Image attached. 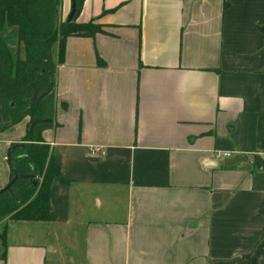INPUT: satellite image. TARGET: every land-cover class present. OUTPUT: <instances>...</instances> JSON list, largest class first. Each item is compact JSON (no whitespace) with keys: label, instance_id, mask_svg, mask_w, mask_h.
<instances>
[{"label":"crops","instance_id":"0c3cea01","mask_svg":"<svg viewBox=\"0 0 264 264\" xmlns=\"http://www.w3.org/2000/svg\"><path fill=\"white\" fill-rule=\"evenodd\" d=\"M77 21L103 31L58 66L55 219L0 264L55 241L68 264H264V0H85ZM30 121L0 131V189Z\"/></svg>","mask_w":264,"mask_h":264},{"label":"trees","instance_id":"16d2710c","mask_svg":"<svg viewBox=\"0 0 264 264\" xmlns=\"http://www.w3.org/2000/svg\"><path fill=\"white\" fill-rule=\"evenodd\" d=\"M84 1L76 0L74 16L67 21L61 18L62 0H0V131L30 117L26 146L12 152V162L20 174L34 175L18 179L11 190L0 194V221L55 219L50 209L51 186L55 178L65 179L42 133L56 124L58 66L65 60L67 38L94 37L103 31L95 21H77ZM21 47L24 58L19 55ZM98 63L105 64L100 58ZM33 83L39 94L46 93L28 110ZM40 118L50 121L38 123L30 135L31 122Z\"/></svg>","mask_w":264,"mask_h":264},{"label":"rangeland","instance_id":"374dc122","mask_svg":"<svg viewBox=\"0 0 264 264\" xmlns=\"http://www.w3.org/2000/svg\"><path fill=\"white\" fill-rule=\"evenodd\" d=\"M19 55L21 58H24L25 55L23 47L20 48ZM30 230L34 232L28 234ZM46 231H49L47 225H42L41 223L26 222L24 220H2L0 221V250L5 244L17 243V241H21L22 239L31 241L36 237V239H38L37 241L40 242L43 240V235L46 233ZM4 232H6L5 239L3 238ZM59 244L63 246V250L58 249L55 252H50L48 258L49 264H68L66 256L67 252H65V243L63 241H55L50 243L47 250H50L53 245H55V247H58Z\"/></svg>","mask_w":264,"mask_h":264},{"label":"water","instance_id":"95a60500","mask_svg":"<svg viewBox=\"0 0 264 264\" xmlns=\"http://www.w3.org/2000/svg\"><path fill=\"white\" fill-rule=\"evenodd\" d=\"M75 9H76V0H72V8H71V11L67 17V21H71L73 16H74V13H75ZM33 88H34V91H33V95L31 97V100H30V103H29V106H28V110L31 109L34 105H37L39 104V102L41 101L43 95L46 93H42V94H39V91H38V88L37 86L33 83ZM0 121L1 123H3V118H2V114H1V108H0ZM50 119H35L31 122V125H30V135L32 134L33 132V129L34 127L38 124V123H41V122H49ZM26 146V142L25 141H22V142H15L11 145L9 151H8V154H7V159H8V162L10 164V166L13 168V171H14V175L13 177L10 179V181L8 182V184H6V186H4L3 188L0 189V194L3 193L4 191L6 190H11V186L18 180V179H21V178H33L34 175L33 174H20L18 172V170L16 169V167L14 166L13 162H12V152L16 149V148H24Z\"/></svg>","mask_w":264,"mask_h":264},{"label":"built area","instance_id":"2783aa9c","mask_svg":"<svg viewBox=\"0 0 264 264\" xmlns=\"http://www.w3.org/2000/svg\"><path fill=\"white\" fill-rule=\"evenodd\" d=\"M103 148H98V147H92L91 148V150H92V152H94V153H104V151L102 150ZM224 155H229V153L228 152H224Z\"/></svg>","mask_w":264,"mask_h":264}]
</instances>
